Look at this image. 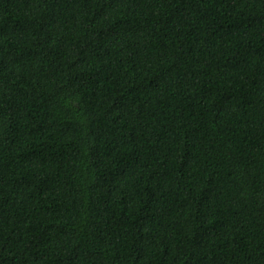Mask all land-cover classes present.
<instances>
[{
	"label": "trees",
	"instance_id": "obj_1",
	"mask_svg": "<svg viewBox=\"0 0 264 264\" xmlns=\"http://www.w3.org/2000/svg\"><path fill=\"white\" fill-rule=\"evenodd\" d=\"M0 264H264V0H0Z\"/></svg>",
	"mask_w": 264,
	"mask_h": 264
}]
</instances>
